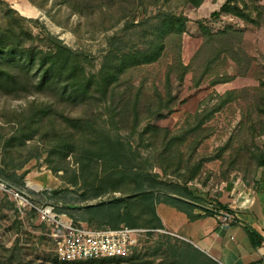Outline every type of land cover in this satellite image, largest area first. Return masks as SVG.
<instances>
[{
    "label": "rangeland",
    "instance_id": "obj_1",
    "mask_svg": "<svg viewBox=\"0 0 264 264\" xmlns=\"http://www.w3.org/2000/svg\"><path fill=\"white\" fill-rule=\"evenodd\" d=\"M5 1L23 15L39 19L68 47L84 52L89 71L99 70L110 38L121 33L127 24L132 26L160 10L184 15L187 29L181 37L167 38L159 61L128 69L113 99L93 107H68L66 111L90 116L102 136L109 134L123 141L132 162L143 170L159 173L167 181L181 182L192 176L188 187L209 200H216L213 194L234 172L249 178L256 171L264 149V114L259 111L261 98L264 99V0H255V5L263 7L262 14L256 17L257 23L231 13L213 15L226 0H204L200 6L187 0H115L95 5L85 13L74 12L60 0ZM249 4L246 11L255 17L254 3ZM30 27L38 34L39 28L32 24ZM129 29L134 32L136 28ZM132 37L136 42L135 36ZM42 99L40 94L16 98L0 92V152H4V141L23 127L11 120L32 101ZM148 127V132H144ZM151 127L163 130L155 132ZM165 129L172 138H164ZM49 131L51 136L52 125ZM39 132L26 129L25 133L35 138L26 147L14 144L10 149L21 159L33 157L24 167L27 171L24 185L12 184L22 187L30 181L35 188L30 192L37 202L64 207L61 212L78 218L79 203L73 201L72 208H68L62 200L80 198L84 179L93 178L90 169L95 165L83 172L77 170L78 185L68 183L60 176L65 170L54 172L48 166L49 161L58 162L53 153L55 141L49 142L51 138L44 139ZM96 135L95 140L102 137ZM65 166L69 168L65 171L67 177L72 176L74 168L79 169L78 163L71 160ZM64 188L69 192L51 195ZM119 196L123 194L110 192L80 205ZM44 231L33 213L22 218L14 202L0 192V264H8L7 259L13 253L5 250L16 243L20 250L16 252L18 256L12 255L10 264H59ZM197 252L183 239L169 232H157L140 250L115 257L117 261L110 257L78 264H214L211 257L206 255L209 260H204ZM132 255L136 258L129 259Z\"/></svg>",
    "mask_w": 264,
    "mask_h": 264
},
{
    "label": "trees",
    "instance_id": "obj_2",
    "mask_svg": "<svg viewBox=\"0 0 264 264\" xmlns=\"http://www.w3.org/2000/svg\"><path fill=\"white\" fill-rule=\"evenodd\" d=\"M31 1L35 3L34 0ZM60 1L69 4L74 12L85 13L95 5H103L115 0ZM187 1L194 6H200L204 0ZM249 2L254 3L252 9L255 17L251 12L246 11L250 8ZM255 4V0H226L218 11L213 12V15L231 13L257 23L256 17L262 14L263 7ZM0 12V92L16 98L37 94L43 98L40 102L32 101L15 120H11L23 127L4 141V152H0V178L10 183L24 185L23 180L27 173L24 167L33 157L21 159L14 150L10 151V149L15 147L14 144L19 148L28 146V141L34 139L35 135L25 133V130L34 128L35 132L40 131L37 134H42L44 139L51 138L48 139L49 142L55 141L52 144L55 148L53 153L57 155L58 162L49 161L48 166L52 171H68L69 168L65 164H70V160L78 163L79 169L74 168L71 177H67L65 171L60 175L68 183L78 185L77 170L83 172L95 165L90 169L93 178L84 179L80 198L61 199L63 205L68 208H72L73 201L75 204L79 203L76 209L80 210L81 214L74 219L76 222L82 220L92 227L93 224H97L95 227L117 228L124 224L163 229L157 213V204L163 201L174 206L185 204L188 207H195L194 204L181 198L193 200L198 204H210L212 209L204 208L207 213H231L228 206L217 200L196 195L187 184L192 180V176L181 182L167 181L162 179L159 173L143 170L132 162L133 157L126 153L123 141L109 134L102 136L90 116L71 115L66 111L68 107L85 105L93 107L113 99L114 91L128 69L159 61L166 49L167 38L172 35L181 37L187 29V18L184 15L160 10L156 15L145 17L132 26L127 24L129 28H136L132 29L134 32L125 27L121 33L114 34L110 38L109 48L102 55L99 70L89 71L86 54L68 47L39 19L23 15L5 0H0ZM30 24L39 28L38 34L34 33ZM207 34H211V31L207 30ZM133 35L137 39L136 42L133 41ZM262 98L259 111L264 114ZM51 125L53 133L50 136ZM151 128L155 132L163 130L158 127ZM148 130L149 127L144 132L147 133ZM165 132L164 138L169 139L168 129H165ZM96 134L102 137L95 140ZM263 163L264 149L258 160V166ZM131 185L133 186L130 187ZM63 192L69 191L67 188L58 189L51 192V195L59 196ZM110 192H121L123 196L96 204L80 205L82 202L99 198ZM56 208L58 211H63L64 207L56 205ZM249 234L253 243L257 245L255 237H259L258 234L250 229ZM17 245L18 243L12 249L5 251L13 254L19 252ZM197 253L205 257L204 260H209L203 252ZM13 254L7 259L8 264ZM112 258V261L118 260ZM134 258L136 256L132 255L129 259ZM213 262L219 264L215 260ZM183 263L188 264V262Z\"/></svg>",
    "mask_w": 264,
    "mask_h": 264
},
{
    "label": "crops",
    "instance_id": "obj_3",
    "mask_svg": "<svg viewBox=\"0 0 264 264\" xmlns=\"http://www.w3.org/2000/svg\"><path fill=\"white\" fill-rule=\"evenodd\" d=\"M216 192L214 198L231 209V219L222 221L219 213H207L204 208L212 209L210 204L181 198L195 207L163 201L157 204L163 229L219 264H264V163L249 178L234 172ZM249 229L258 234L257 245Z\"/></svg>",
    "mask_w": 264,
    "mask_h": 264
},
{
    "label": "built area",
    "instance_id": "obj_4",
    "mask_svg": "<svg viewBox=\"0 0 264 264\" xmlns=\"http://www.w3.org/2000/svg\"><path fill=\"white\" fill-rule=\"evenodd\" d=\"M34 185L16 186L0 178V192L15 204L22 218L33 213L43 225L51 241L52 252L59 264H75L84 261L124 257L142 248L143 243L161 228L121 225L120 227H92L76 222L67 213L58 211L53 203L37 202L30 192ZM222 221L231 219V214L220 212Z\"/></svg>",
    "mask_w": 264,
    "mask_h": 264
}]
</instances>
